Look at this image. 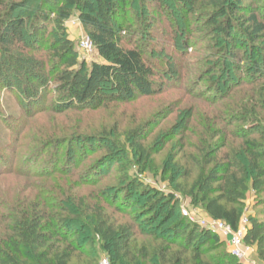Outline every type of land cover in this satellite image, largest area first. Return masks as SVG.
Here are the masks:
<instances>
[{
  "label": "trees",
  "instance_id": "obj_1",
  "mask_svg": "<svg viewBox=\"0 0 264 264\" xmlns=\"http://www.w3.org/2000/svg\"><path fill=\"white\" fill-rule=\"evenodd\" d=\"M163 2L0 0L1 75L20 80L21 74L40 79L48 73L55 82L57 94L47 107L53 114L80 113L104 105L155 97L164 91L163 77L183 80L184 74L173 66L157 72L145 58L146 47L136 40L142 34L140 28L128 25L125 31L121 30L126 12L147 15L150 5L163 10ZM246 2L260 6L263 12L258 14ZM174 3L183 17H192L196 23L200 22L197 13L201 7L205 9L206 20L202 25L209 28L215 38H220L221 50L232 59H239L238 39H244L253 57L244 69L238 65L241 61L234 64L233 72L226 73L223 69L227 75H221V79L225 81L208 84L203 93L209 105L229 99L238 90V96H242L239 101L232 99L223 106L224 112L218 111L207 118L212 125L205 127L200 136L203 137L200 142L203 159L185 194L192 205H201L211 220L223 222L237 231L248 190L264 192V45L258 46L264 43V0H174ZM34 5L37 6L31 16L19 14ZM74 14L103 63L87 65L78 61L73 42L65 36V23ZM52 25L56 41L49 44L47 51L51 56L44 57L42 65L23 60L15 69L8 67L10 64L4 66L3 62H17L13 59L14 52L41 54L47 44L46 30ZM26 40L30 44H26ZM188 45L183 44L184 51ZM226 54H223L224 60L228 58ZM193 69L198 71L199 68ZM156 77L163 81H155ZM28 94L26 106L34 107L38 96L34 90ZM214 125L217 128L213 130ZM142 134L140 129L130 134V147L138 165L147 161V151L140 142ZM7 140L0 136V151L9 148ZM54 144L59 145L58 141ZM46 145L44 143L43 147ZM113 146L108 152L117 151ZM111 159L119 163L113 156ZM0 164L8 165L1 154ZM11 168L0 170V178L10 175ZM92 170L76 173L53 167L37 174L27 172L28 177L43 184L32 188L26 199H18L15 204L7 199L0 202V264H70L75 255H79L80 245L92 246L94 241L100 243L110 264H242L230 254L211 256L220 243L216 234L181 218L173 220L177 207L174 195H164L143 185L122 166L111 179L114 186L103 187L101 183L106 178L97 177ZM180 170V166H175L172 177L188 179L190 174H180ZM170 171L165 170L167 174ZM169 180L174 181V178ZM89 188L82 194L81 190ZM143 199L141 209L130 216L127 211ZM107 209L113 212L109 214ZM262 211L248 219L243 243L254 247L258 260L264 264ZM114 215L125 220H113ZM69 229H75L72 236Z\"/></svg>",
  "mask_w": 264,
  "mask_h": 264
},
{
  "label": "rangeland",
  "instance_id": "obj_2",
  "mask_svg": "<svg viewBox=\"0 0 264 264\" xmlns=\"http://www.w3.org/2000/svg\"><path fill=\"white\" fill-rule=\"evenodd\" d=\"M163 4V10L150 5L147 15L138 16L126 12L121 30L125 31L128 25L140 28L139 32L142 34L136 40L146 47L145 58L150 60L157 72L166 71L169 66H173L184 74L183 80L178 77H163L166 86L163 93L155 97L104 105L96 110L80 113L66 111L53 114L47 111V107L57 94L54 92L55 82L48 73L40 79L21 74L20 80L11 76L6 77V80L5 75L8 74L1 75L0 71V136L9 139L4 141L9 143V148L0 151L9 166L0 164V170L12 167L10 175L0 178V202L7 199L15 204L18 199H26L32 188L42 187V181L27 176L28 171L37 174L56 167V170L80 173L93 168L94 175L106 178L101 186L111 187L114 186L111 179L116 175L117 168L122 166L129 169L130 175L138 178L143 185L164 195H174L177 207L173 220L181 218L192 225L210 220L203 207L192 205L185 194L199 171L197 165L203 159L204 151L200 144L203 137L200 136L205 127L212 125L207 118H212L218 111L224 112L223 106L228 105L232 99L239 101L242 95L238 96V90L229 99L209 105L205 101L207 96L203 93L206 92L208 84L224 82L225 79L222 78L223 81L221 77L233 72L234 64L241 61L238 65L244 69L253 57L244 39L236 41V46L241 48L236 50L239 59L234 60L224 53L220 38H215L210 29L202 25L206 20L203 17L206 11L202 7L197 13L200 22L196 23V19H191L192 17H183L174 0H164ZM245 4L258 14L263 12L256 4ZM36 6L19 14L24 17L31 16ZM65 27V36L73 42L79 62L87 65L104 62L94 50L86 53L80 49V43L87 36L75 14L65 23ZM45 40L47 44L42 47L41 54L14 52L13 59L17 62H3L4 66L10 64L8 67L15 69L17 63L23 60H31L37 66L42 65L44 57L51 56L47 51L49 44L56 41L53 25L46 30ZM184 43H189L185 51ZM26 44L30 43L26 40ZM263 45L262 42L258 44L261 47ZM223 54L228 56L227 60L223 59V56L226 59ZM193 68L200 70L194 71ZM209 69L213 72L210 73ZM200 76L202 77L198 79ZM163 80L160 77L155 79L159 82ZM30 90H34L38 96L34 107L26 106L25 103L28 102L26 95H29ZM211 128L214 130L217 125ZM139 129L143 132L140 142L147 151V161L143 165H138L137 156L130 147V134ZM55 141L59 145L54 144ZM44 143L47 144L46 147H43ZM102 144H105L104 149ZM113 144L117 151L110 153L108 150ZM112 156L119 163L114 162ZM175 166L181 167L178 173H189V178L182 180L172 177ZM170 169L172 171L167 174L165 170ZM169 178H174V181ZM89 190L90 188L83 189L81 192L85 194ZM70 192L74 194V191ZM144 202L145 199L135 204L127 211L128 214H136ZM262 210L264 192L255 193L249 189L242 203L243 218L248 220L256 217ZM107 212L111 214L113 210L107 209ZM113 220L125 219L114 215ZM73 230L75 229H69L70 236ZM218 238L220 243L211 256L230 254V239L225 236ZM80 247L81 253L75 255L70 264H102L104 261L110 264L99 242L94 241L92 246L82 244ZM244 248L245 258L240 261L242 264H262L254 247L244 245Z\"/></svg>",
  "mask_w": 264,
  "mask_h": 264
},
{
  "label": "built area",
  "instance_id": "obj_3",
  "mask_svg": "<svg viewBox=\"0 0 264 264\" xmlns=\"http://www.w3.org/2000/svg\"><path fill=\"white\" fill-rule=\"evenodd\" d=\"M80 49L83 52L89 53L93 51V47L89 40L86 38L80 43ZM201 229L208 230L217 236H225L230 239L231 251L230 254L234 256L237 260L241 261L245 258L244 254V235L247 227L249 226L248 220L242 217L240 221V225L237 231H232L228 226H226L223 222L208 220L203 223H195ZM242 262V261H241ZM102 264H106L104 261Z\"/></svg>",
  "mask_w": 264,
  "mask_h": 264
}]
</instances>
